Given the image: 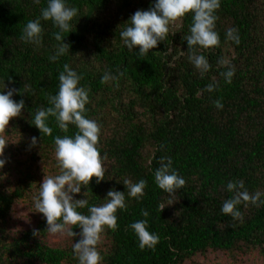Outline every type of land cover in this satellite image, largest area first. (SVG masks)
Masks as SVG:
<instances>
[{"label":"trees","instance_id":"16d2710c","mask_svg":"<svg viewBox=\"0 0 264 264\" xmlns=\"http://www.w3.org/2000/svg\"><path fill=\"white\" fill-rule=\"evenodd\" d=\"M209 253L264 259V0H0V264Z\"/></svg>","mask_w":264,"mask_h":264},{"label":"rangeland","instance_id":"374dc122","mask_svg":"<svg viewBox=\"0 0 264 264\" xmlns=\"http://www.w3.org/2000/svg\"><path fill=\"white\" fill-rule=\"evenodd\" d=\"M15 211L17 214V226L26 229H35L36 227V214L29 206L16 205ZM70 224H67L64 229L51 228L47 237L42 241L52 248H64L72 244V240L68 236ZM189 264V263H188ZM191 264H264V259L258 257H248L236 263L230 262L228 258L222 254L209 253L203 257H196Z\"/></svg>","mask_w":264,"mask_h":264}]
</instances>
